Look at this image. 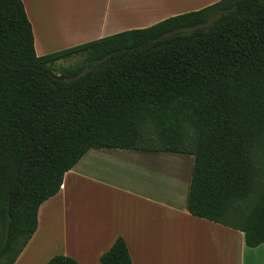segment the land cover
<instances>
[{"label": "trees", "instance_id": "1", "mask_svg": "<svg viewBox=\"0 0 264 264\" xmlns=\"http://www.w3.org/2000/svg\"><path fill=\"white\" fill-rule=\"evenodd\" d=\"M93 148L192 154L188 211L263 244L264 0H220L45 56L23 1L0 0V264H15L40 206ZM100 264H132L123 238Z\"/></svg>", "mask_w": 264, "mask_h": 264}, {"label": "crops", "instance_id": "2", "mask_svg": "<svg viewBox=\"0 0 264 264\" xmlns=\"http://www.w3.org/2000/svg\"><path fill=\"white\" fill-rule=\"evenodd\" d=\"M22 1L36 54L45 56L220 0ZM193 165L186 153L89 150L40 206L38 228L15 264H46L56 255L100 264L118 237L132 264H264V243L248 247L243 232L188 211Z\"/></svg>", "mask_w": 264, "mask_h": 264}, {"label": "rangeland", "instance_id": "3", "mask_svg": "<svg viewBox=\"0 0 264 264\" xmlns=\"http://www.w3.org/2000/svg\"><path fill=\"white\" fill-rule=\"evenodd\" d=\"M47 24H49V23H47ZM51 39L57 40L58 38L55 37V38H51ZM82 59H83V57H81L80 55H75V56H72L71 58L61 60L55 64L56 70L58 71L63 67L75 66L78 63H80L82 61Z\"/></svg>", "mask_w": 264, "mask_h": 264}, {"label": "water", "instance_id": "4", "mask_svg": "<svg viewBox=\"0 0 264 264\" xmlns=\"http://www.w3.org/2000/svg\"><path fill=\"white\" fill-rule=\"evenodd\" d=\"M57 85V84H56Z\"/></svg>", "mask_w": 264, "mask_h": 264}]
</instances>
